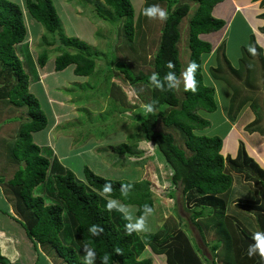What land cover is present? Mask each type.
<instances>
[{"label": "trees", "instance_id": "trees-1", "mask_svg": "<svg viewBox=\"0 0 264 264\" xmlns=\"http://www.w3.org/2000/svg\"><path fill=\"white\" fill-rule=\"evenodd\" d=\"M102 1L107 9L98 5V16L120 22L116 45L121 48L113 51V58L120 63L114 75L134 87L143 105L157 102L152 113L145 111L140 116L143 138L163 156L169 182L180 188L189 221L202 241L207 234L211 255L208 258L200 254L179 228L165 234L160 230L129 233L123 214L108 210L106 204L108 199H116L124 205H134L138 216L143 214L145 204L154 209L151 192L146 186H139L145 183L106 179L87 166L82 169L84 181L80 180L34 142L33 133L44 130L48 121L29 89L32 81L40 79L31 76L30 58L19 57L20 44L27 37L23 10L10 0H0V186L15 217L4 213L24 228L34 249L42 251L53 264H84L86 244L96 250L95 264H105V257L106 264H153L151 257H141L147 246L153 253L164 255L166 264H264L258 255L247 256L249 244L256 243L254 233L264 231V169L249 156L241 141L235 157H224L221 136L195 132L209 124L196 110L212 112L217 108L215 89L207 84L203 72L205 56L213 48L200 36L225 26L223 19L212 15L213 7L223 0H144V9L151 5L165 9L166 21L149 19L143 12L136 17L130 0ZM259 1L264 5V0ZM24 6L48 31L59 30L51 0H24ZM60 42L76 52L57 56L55 71L74 65L77 76L95 72V59L84 42L65 37ZM250 43L256 54L248 51L250 46L242 47L237 70L225 54V39L213 49L217 66L210 69L212 76L224 80L233 91L227 108L230 121L246 104L251 108L264 106V97L260 100L264 91V57L254 38ZM138 49L144 54L136 64L138 59H128L126 54L132 51L135 56ZM46 59L43 51L37 56V64L43 66ZM169 61L174 65L172 69L167 67ZM193 61L199 65L196 92L186 90L183 79ZM169 71L177 75V87L160 90L150 82L153 73L163 80ZM241 74L245 75L244 82ZM164 83L167 86V81ZM119 99L128 105L126 96L120 95ZM12 109L16 110L19 123L16 119L6 121ZM258 123L255 119L247 130L264 132V122L260 126ZM123 148L128 145L121 144L113 150ZM106 182L112 185L111 193L102 192ZM127 185L131 187L125 192L122 186ZM168 196L173 198V193ZM93 225L103 229L99 236L93 237L89 232ZM0 264H9L1 250Z\"/></svg>", "mask_w": 264, "mask_h": 264}, {"label": "rangeland", "instance_id": "rangeland-1", "mask_svg": "<svg viewBox=\"0 0 264 264\" xmlns=\"http://www.w3.org/2000/svg\"><path fill=\"white\" fill-rule=\"evenodd\" d=\"M10 1L19 5L23 10L24 22L27 26V37L20 44L22 49L20 53L22 55H19V53L18 55L20 58H30L32 62L29 70L31 76L35 77L37 75L40 79L39 81H32L29 89L30 92L36 95L48 121L44 130L38 131L33 135L34 142L36 144H45L46 136L48 135L50 146L58 156L64 154L67 148L71 146H75V148L78 146L83 147L91 145L95 141L103 142L104 140L113 143L108 144V149L106 148L101 153L104 156L103 162L113 171H120L121 167L124 168L125 173L117 178L118 181H128L127 178H130L132 180L128 182L145 183V185L139 183V186L140 188L145 186L148 188L154 203V212L147 217L148 230L137 233H153L160 230L165 234L176 228L182 229L195 246L198 247L200 254L209 258L211 252L207 234H204V241H202L198 230L189 221V210L182 204L180 188H174L169 182V171L163 163V156L153 144L147 143L143 138L140 116L145 113V109L142 100L138 98L134 87L124 82L119 76L114 75L116 74L115 69L120 63L113 58L115 53L113 51L121 48L116 45L120 34L117 25L120 22L105 21L98 16L96 7L99 5L103 9L106 8L102 0H51L59 18L60 26L59 30L53 33L28 14L24 6V0ZM130 1L137 17L144 10V0ZM245 30L244 26L239 23V18L236 17L229 29L227 28L223 37L226 40L225 54L231 66L236 70L239 66L237 63L238 58L241 56L242 51L240 48H247L251 44L249 34ZM218 32L203 34L200 38L209 41L214 49L219 44L215 42L220 38V35L214 37L212 34ZM64 37L78 38L87 45V50L93 54L92 56L95 59L96 69L92 75H75L73 72L74 65H70L62 71H55L54 60L57 56L62 53L76 52L73 48L61 44L60 40ZM43 51L46 52L47 59L45 64L40 66L37 64L36 59ZM141 54H144V51L138 49L135 51V56L132 51L126 55L128 59H138L135 60V63L138 64L141 61L139 59ZM213 54L212 51V61H217ZM208 59L209 57H205V61ZM203 68L207 69L205 63ZM221 69L224 70L223 67ZM260 70L258 71L260 72ZM205 73L207 72L205 71ZM240 78L243 82L245 81L244 74H241ZM206 82L216 88L217 108L212 112L196 110V114L207 120L209 124L195 132L199 135H219L224 137L229 126L224 122V116H226L231 90L229 91L226 87L228 85H225L226 83L222 79L212 78L209 74L206 75ZM255 86H258V83ZM239 87V89L242 88L241 85ZM120 95L126 96L127 106L119 102ZM255 95L258 96L257 94ZM262 97H264V91L260 94V100ZM261 105L257 104L252 108L259 126L262 121L264 122V113L262 111L264 106ZM245 107H242L239 111L240 114L238 113L237 115V118L242 122L245 121L244 117L247 116V112L243 113ZM6 112L4 111L5 114ZM14 113L16 114V110L12 109L6 121H14L16 119L19 123ZM52 126H55V128L53 129ZM123 133L126 134V142L124 144H127L128 148H123L122 151L124 153H132V157L127 154L119 156L118 150H113V148L123 144L115 143L116 140L122 137ZM136 142L139 143L138 146L140 148L145 149L144 152L139 151V156ZM241 142L243 143V141ZM115 157L120 159L118 160ZM123 157L124 159H121ZM149 158L154 159V161L152 163L147 162L146 159ZM133 160L138 163H133ZM73 162H75L74 164L78 162L89 163L91 159L82 156L78 161L73 160ZM136 166L139 167L136 170L137 173L129 175V171L132 172V169ZM95 168L98 170L97 167ZM102 172L104 174H98L107 175L106 171L103 170ZM171 193H173V198L168 196ZM5 200L0 186V228L5 229L8 233L18 235L16 243L10 242L11 244H9V241H6L5 246L8 245L9 250L14 248L18 253L17 257H13L14 260L10 256L9 258L6 257L9 264H46L40 253L32 247L24 228L18 222L4 215V212L7 211L6 205H8ZM127 206L132 214L138 217L136 207L134 205ZM0 241L4 245V240L0 239ZM141 257H151L153 264H166L164 255L153 253L147 247Z\"/></svg>", "mask_w": 264, "mask_h": 264}, {"label": "crops", "instance_id": "crops-1", "mask_svg": "<svg viewBox=\"0 0 264 264\" xmlns=\"http://www.w3.org/2000/svg\"><path fill=\"white\" fill-rule=\"evenodd\" d=\"M263 13H264V5H262L259 0H257V1H255V0H223L219 3H217L213 7L212 15L216 18L217 17L222 18V19L225 18V20H224L225 26L221 30H219L218 33L212 34V35H214V37H217V35L218 36L220 35V38L217 39V42H215V43L218 44V43H220V41L225 39L223 37L227 31V28L229 29L233 20H235V18L238 17L239 23L242 26H244V29H246L245 32H247L249 34L250 40H251V38H254L256 44L261 49L262 56L264 57V31L261 30V28L264 26V18L262 17ZM220 31H221V33H220ZM215 45H213V46H215ZM241 48H240V50H241ZM212 51H213V49H212ZM205 57H207V58L209 57V59H208V61H203V66L205 63L206 68H207L206 70L203 68L204 76L206 78V75L209 74L212 78H214L212 76L210 69L213 68L214 66H217V63H216V61H212L213 56L211 55V53L207 54ZM213 69H216V68L214 67ZM205 71L207 73H205ZM215 79H218V78H215ZM222 81H224V80H222ZM225 85H227V84H225ZM226 87L229 89V91L231 90L229 103L227 104V108H228L229 104H231L233 91L229 86H226ZM214 89L216 90V88H214ZM244 106H246V107L243 109V111H244L243 113L247 112V116L244 117V119H245L244 122L240 121V119H238L237 117L234 121H230L229 117L227 116L228 109H226V111H227L226 116L223 115L224 120H225L224 122L227 123L229 126H228V129H227L224 137H222L221 153L223 154L224 157H226V156L235 157L236 153H237L239 142L243 141L247 153L249 155H251V157L257 162V164L262 169H264V132H262L259 129L255 130V131H248L247 130V127L250 126L252 123H254L256 116L253 114L252 108L249 104H246ZM52 128L54 129L55 126H52ZM241 132H243V134H241ZM35 133H37V132H35ZM35 133H33V135ZM125 136H126V134L123 133L122 137H120L118 140H116L115 143H123L124 144L126 142ZM33 138H34V136H33ZM48 138L49 137L47 135L45 144L40 143L38 145H40L44 150H47L46 155H49L50 158L55 157L64 167L71 170L75 174V176L80 180L84 181V175L82 172V169L84 166H87L95 174H98V173L104 174L102 171L103 170L106 171L107 175L105 174V175H103V177H106V179H111V180H117V178H119L120 176H123L125 173L123 167H121L120 171H113L108 165H106L103 162L104 156L101 155V153H103V151L106 148L108 149V146H107L108 144H113L111 142H107L106 140H104L103 142H96L95 141L91 145L83 146V147L78 146L76 148H75V146L69 145L71 147L67 148V150L64 152V154H61V156H58L57 153L50 146V140ZM140 139L142 140V138H140ZM147 143H150V142H147ZM138 145H139V143L136 142V147ZM116 148H118V147H116ZM122 150H120V151L118 150L119 156H122L123 154H127L129 157H132V155H133L132 153H129V152L124 153ZM139 151L144 152L145 149L140 148L138 146L137 147L138 156H139ZM82 156L90 158L91 162H89V163L88 162L87 163L86 162H78L77 164H74L75 162H73V160L78 161V159H80V157H82ZM115 156H116V154H115ZM115 158H113V159H115ZM116 159L119 160L120 158L118 157ZM121 159H124V157ZM146 160H147V162H150V163H152L154 161V159H152V158H149ZM90 163H92V164H90ZM133 163H135V160H133ZM137 163L138 162H136L135 164H137ZM160 163H162V162H160ZM137 166L132 169V172L129 171V175H132V173H133V175L135 173H137L136 170L139 169V167H137ZM73 167H75V168L73 169ZM95 167H97L98 170H96ZM98 175H100V174H98ZM127 180L130 181L132 179L127 178ZM5 202H7V201L5 200ZM6 207H7V213L10 214L11 216L15 217V215L13 214V210H12L11 206L8 204V205H6ZM7 213L4 215L8 216ZM9 218L12 219V217H9ZM17 236L18 235L8 233L5 229L0 228V239L4 240L3 241L4 245L2 244V241H0L1 254L7 258H9V256H10V258H12V260H14L13 257H17L18 253L16 252V250H14V248H10V250H9V246L8 245L5 246V245H6V241H9V244H11L10 242L16 243L17 242ZM30 243H31V241H30ZM31 245H32V243H31ZM32 247H33V245H32ZM147 248H149V247L147 246ZM3 249H5V250H3ZM40 256L42 257V259L44 261H46V264H53L50 261V259L48 257H46L42 251L40 253Z\"/></svg>", "mask_w": 264, "mask_h": 264}, {"label": "clouds", "instance_id": "clouds-1", "mask_svg": "<svg viewBox=\"0 0 264 264\" xmlns=\"http://www.w3.org/2000/svg\"><path fill=\"white\" fill-rule=\"evenodd\" d=\"M143 15L148 17L149 19H159L161 21H166L168 19V12L160 7L159 5H151L144 9ZM248 51L255 55L256 54V48L255 47H249ZM167 67L169 69H172L174 65L171 61L168 62ZM199 68V65L193 61L191 64L188 65L186 71L183 73V79H184V85L186 90H191L192 92L197 91V84L198 81L196 80V72ZM164 81H167V86H165ZM150 82L155 85L156 88L160 90L172 89L178 86L180 83L177 75L173 71H169L164 77L163 80L158 79V74L153 73ZM156 101H153L151 103H148L144 105L145 111L148 113H152L155 110ZM131 185L122 186L123 191L127 192ZM112 191V185L111 183L106 182L103 186L102 192L107 194L111 193ZM106 207L108 210H117L121 214H123L124 218L128 221V223L125 225L126 230L131 232H143L147 231V217L150 216L154 209L145 204L143 206V214L136 217L132 214L129 207L127 205H124L120 203L116 199H109L107 201ZM103 231L102 228H98L96 225H93L89 228V232L93 237L99 236L100 232ZM254 239L256 243L254 245L249 244L247 248V256L249 258L254 256H259L262 260H264V231H256L254 233ZM84 252H85V258H84V264H95L96 260V250L94 247L90 245L84 246ZM105 264L107 261V257L104 258Z\"/></svg>", "mask_w": 264, "mask_h": 264}]
</instances>
